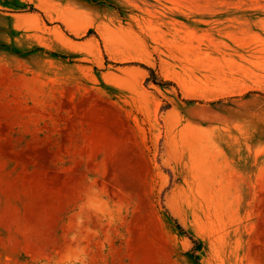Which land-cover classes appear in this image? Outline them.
I'll use <instances>...</instances> for the list:
<instances>
[{"label":"rangeland","instance_id":"374dc122","mask_svg":"<svg viewBox=\"0 0 264 264\" xmlns=\"http://www.w3.org/2000/svg\"><path fill=\"white\" fill-rule=\"evenodd\" d=\"M0 264H264V0H0Z\"/></svg>","mask_w":264,"mask_h":264}]
</instances>
